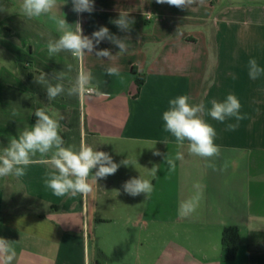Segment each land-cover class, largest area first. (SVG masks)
I'll return each mask as SVG.
<instances>
[{"label":"crops","instance_id":"obj_1","mask_svg":"<svg viewBox=\"0 0 264 264\" xmlns=\"http://www.w3.org/2000/svg\"><path fill=\"white\" fill-rule=\"evenodd\" d=\"M20 4L0 0V148L36 123L35 109L48 107L62 117L66 144L85 142L116 163L129 156L138 164L104 178L107 190L96 191L90 178L87 196H54L45 186L52 168L39 156L25 176L0 178V238L14 242L11 264H264V76L250 79L246 67L250 58L264 67V0H195L184 9L156 0H94L91 14H77L71 0H58L59 14L69 25L80 22L85 35L106 26L127 38L124 55L107 40L97 46L111 51L109 60L95 52L80 60L68 52L50 57L46 43L58 37L55 25L47 17L27 19ZM121 11L134 21L130 31L111 22ZM149 46H155L151 53ZM109 66L119 68L123 84L105 73ZM41 71L50 83L65 72L66 90L84 74L105 95L64 94L50 101L35 80ZM137 74L145 77L139 89ZM230 93L246 117L234 131L227 129L234 120L220 123L207 115L212 99ZM181 94L204 102L219 157L190 155L187 142L179 148L164 131L162 113ZM13 109L19 117L11 116ZM157 150L162 155H153ZM177 151L185 158L169 172L164 157ZM154 165L159 168L148 199L124 192L132 177L153 179ZM196 183L203 186L199 206L181 216L179 206ZM226 227L240 234L231 261L221 249Z\"/></svg>","mask_w":264,"mask_h":264},{"label":"clouds","instance_id":"obj_2","mask_svg":"<svg viewBox=\"0 0 264 264\" xmlns=\"http://www.w3.org/2000/svg\"><path fill=\"white\" fill-rule=\"evenodd\" d=\"M73 11L77 14L93 13L95 10L94 0H71ZM195 0H156L158 4H168L180 9L189 8ZM0 5V11H4ZM20 13L27 19H37L47 17L56 27L57 38H49L46 43L48 55L54 56L60 52H68L77 60L82 59L86 54H92L99 58L113 57L109 49L96 51L97 46L102 41H109L118 47L116 55H124L128 52L127 38H119L111 34L106 26L99 28L89 36L83 33L80 22L69 25L60 15L58 0H21ZM121 31H130L134 21L129 18L127 12L121 11L119 17L113 21ZM155 46H149V52ZM247 71L250 79L256 80L264 76V67H261L255 58H250L247 62ZM71 71V65L68 66ZM105 73L111 77H119L123 84L124 78L120 76V70L116 66H109ZM44 72L35 77L37 83L46 87V93L50 101L58 96L67 94L68 96L79 97L85 92L94 95H105L96 88L90 86V77L79 74L72 79L71 85L65 88L63 81L66 79L65 72L56 73V83H50ZM207 115L212 119L225 123L227 120H234L235 123H228L227 129L234 131L245 115L241 114L240 100L234 94H228L223 101L212 99ZM206 112L204 102L193 103L187 94L177 95L168 101V108L162 113L164 131L174 137L179 148L185 146L190 155L200 157L206 161L220 156V147L215 143L216 130L203 117ZM34 115L37 117L36 123L26 126L19 132L17 137H10L7 147L0 148V178L16 177L21 178L27 174V168L34 163L35 158L45 159L52 168L47 173L45 186L57 197L75 196L77 194L87 196L92 191L90 178L97 184L98 179L107 178L114 175L119 167H135L138 164L137 158L127 157L119 163L113 161L107 152L99 151L93 146L81 142L77 147L75 144H66L61 136L62 117L56 111L49 110L48 107L35 109ZM12 117H19L20 112L12 110ZM167 144V140H163ZM153 155L160 156L161 152L154 151ZM184 152L177 151L174 156L167 154L164 159L168 165V171H174L176 162L183 160ZM214 167L213 165H209ZM226 167V165H225ZM159 166L154 165L149 170V175L153 179L144 178L141 175L132 177L122 185L123 190L130 196L144 194L148 199L153 190L152 181L157 177ZM194 194L181 202L179 214L188 217L193 214L203 196V186L196 183ZM0 256L4 259V264H11L16 256L14 242L0 238Z\"/></svg>","mask_w":264,"mask_h":264},{"label":"trees","instance_id":"obj_3","mask_svg":"<svg viewBox=\"0 0 264 264\" xmlns=\"http://www.w3.org/2000/svg\"><path fill=\"white\" fill-rule=\"evenodd\" d=\"M134 74L135 72L132 71ZM145 77L142 74L135 75V83L138 89L143 85ZM240 245V234L236 227H226L223 229L221 237V249L226 260L234 259Z\"/></svg>","mask_w":264,"mask_h":264},{"label":"rangeland","instance_id":"obj_4","mask_svg":"<svg viewBox=\"0 0 264 264\" xmlns=\"http://www.w3.org/2000/svg\"><path fill=\"white\" fill-rule=\"evenodd\" d=\"M90 182V181H89ZM106 181L104 179H98L97 184L95 182L96 191L107 190ZM144 236V235H143Z\"/></svg>","mask_w":264,"mask_h":264},{"label":"built area","instance_id":"obj_5","mask_svg":"<svg viewBox=\"0 0 264 264\" xmlns=\"http://www.w3.org/2000/svg\"><path fill=\"white\" fill-rule=\"evenodd\" d=\"M87 93V92H86ZM88 94V93H87Z\"/></svg>","mask_w":264,"mask_h":264}]
</instances>
